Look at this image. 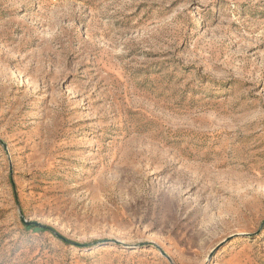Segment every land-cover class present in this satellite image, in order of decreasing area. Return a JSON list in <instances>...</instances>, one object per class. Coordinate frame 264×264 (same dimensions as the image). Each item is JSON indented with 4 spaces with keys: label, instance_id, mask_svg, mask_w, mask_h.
<instances>
[{
    "label": "rangeland",
    "instance_id": "1",
    "mask_svg": "<svg viewBox=\"0 0 264 264\" xmlns=\"http://www.w3.org/2000/svg\"><path fill=\"white\" fill-rule=\"evenodd\" d=\"M0 264H264V0H0Z\"/></svg>",
    "mask_w": 264,
    "mask_h": 264
},
{
    "label": "trees",
    "instance_id": "2",
    "mask_svg": "<svg viewBox=\"0 0 264 264\" xmlns=\"http://www.w3.org/2000/svg\"><path fill=\"white\" fill-rule=\"evenodd\" d=\"M26 226L28 228H35V229H44V230H49V231H52L53 233H55L59 238H61L62 240H64L65 242L67 243H70V240L66 239L65 237H63L62 235H60L59 233L55 232V230L51 227H48V226H42V227H39V226H35L33 224H27L26 223Z\"/></svg>",
    "mask_w": 264,
    "mask_h": 264
},
{
    "label": "water",
    "instance_id": "3",
    "mask_svg": "<svg viewBox=\"0 0 264 264\" xmlns=\"http://www.w3.org/2000/svg\"><path fill=\"white\" fill-rule=\"evenodd\" d=\"M27 224H33L35 226H42L41 224H39L38 222H29V221H25Z\"/></svg>",
    "mask_w": 264,
    "mask_h": 264
}]
</instances>
